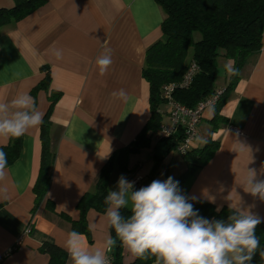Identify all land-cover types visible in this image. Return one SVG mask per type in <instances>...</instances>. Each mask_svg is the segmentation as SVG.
Segmentation results:
<instances>
[{
    "label": "crops",
    "instance_id": "1",
    "mask_svg": "<svg viewBox=\"0 0 264 264\" xmlns=\"http://www.w3.org/2000/svg\"><path fill=\"white\" fill-rule=\"evenodd\" d=\"M13 6L14 0H0V8ZM163 18L154 0H46L14 25L0 28V96L11 100L17 93L28 92L44 118L49 94L31 93L44 76L41 67L49 70V91L61 93L48 115L56 155L46 196L37 204L32 189L40 166L41 124L22 136L20 155L0 181V189H6L0 191V254H5L0 264H47V254L39 251L45 240L66 250L73 230L61 214L78 219L75 207L80 197L94 189L103 165L129 146L149 119V85L142 67L146 49L161 38ZM57 48L63 50L59 60L53 54ZM105 48L112 50L113 63L100 76L95 62ZM232 68L231 60L219 59L216 89L227 87ZM119 89L127 93L123 100L112 96ZM160 111L161 121H166L165 105ZM219 114L227 121L212 134L219 141L218 150L179 188L183 195L209 202L216 210L238 204L240 197L242 208L251 206L253 213L264 218V201L244 191L247 168L256 170L257 179H264L260 172L264 166V38L261 49L241 68ZM213 115L214 109L204 110L191 148L203 145ZM8 142L0 138V147ZM168 148L153 133L149 147L143 149L146 168L140 152L130 154L127 171H112L108 191L116 190L117 182L113 188L110 182L115 176L118 180L123 175L130 182L138 177L146 184L156 176L159 167L154 164L165 158ZM161 166L167 170L166 178L186 169L183 162L175 168ZM47 200L54 204L53 210ZM86 222L90 239L81 234L82 243L107 251L105 241L112 234L106 211L88 210ZM113 250L114 245L107 253L112 255ZM135 258L122 246V264ZM66 264H72L69 254Z\"/></svg>",
    "mask_w": 264,
    "mask_h": 264
},
{
    "label": "trees",
    "instance_id": "2",
    "mask_svg": "<svg viewBox=\"0 0 264 264\" xmlns=\"http://www.w3.org/2000/svg\"><path fill=\"white\" fill-rule=\"evenodd\" d=\"M46 0H14L11 8H0V28L11 26L33 13ZM161 8L164 18L161 23V38L150 45L144 56L142 77L149 85L150 116L144 127L137 134L129 146L112 155L100 170L98 180L91 192L84 193L76 204L78 219L72 220L66 214L61 216L70 221L72 230L85 235L90 239L86 222V213L93 209L97 212L106 211L105 197L108 195V181L114 169L127 171L128 157L140 148L150 145V137L156 131L162 116L160 107L165 100L162 89L169 83H179L187 67L195 62L198 70L187 88H177L173 98L187 107H194L199 101L205 99L216 90L217 63L220 58L233 62L236 74L231 73L229 83L225 87L218 104L214 107V115L209 121L211 131L199 148H191L184 155L186 169L179 176L174 177L179 184L189 182L195 174L205 166L219 148V141L212 138L220 125L226 119L219 114L220 105L226 100L227 92L239 79V72L248 57L257 53L262 46L264 38V0H154ZM196 37V39L194 38ZM44 76L32 89L34 94L44 90L49 95L50 106L41 124L40 140V166L33 186V192L38 204L48 191L52 166L55 161V150L50 140V121L48 115L53 105L58 101L61 93L49 91L50 74L46 67H41ZM182 138L181 133L170 138L159 140L166 143L168 150L176 148ZM7 153L8 166L14 163L22 149V137L11 139L2 146ZM163 157L155 167L162 170ZM156 176L146 180V184ZM167 179V178H166ZM187 197V196H186ZM193 204L198 214L209 220H226L231 210L222 207L219 210L204 200H194L187 197ZM49 209H54V204L47 200ZM122 215L127 218L131 213L121 209ZM116 241L112 253L113 264H122V245L116 238L115 231L110 229ZM260 238V250H264V222L256 229ZM41 253L47 254V264H66L68 253L55 243L45 240L39 247ZM155 257L148 259L135 258L130 264H152ZM252 264H264V259L255 254Z\"/></svg>",
    "mask_w": 264,
    "mask_h": 264
},
{
    "label": "clouds",
    "instance_id": "3",
    "mask_svg": "<svg viewBox=\"0 0 264 264\" xmlns=\"http://www.w3.org/2000/svg\"><path fill=\"white\" fill-rule=\"evenodd\" d=\"M53 54L62 59L63 50L54 49ZM95 63L99 75H106L113 63L112 50L105 48ZM126 95L124 89L112 93L121 100ZM42 123L43 113L28 92L17 93L11 100L0 96V138L19 139ZM7 167V153L0 147V181L5 180ZM246 172L244 191L264 201V179H257L255 169L247 168ZM260 172L264 175V166ZM133 188L134 182L121 175L116 190L110 189L104 202L108 228L134 257H155V264H252L259 250L264 259L256 235L264 218L253 213L251 206L242 208L240 197L238 204H229L231 212L226 220H209L198 214L171 176ZM124 208L130 209L127 218L121 213ZM80 235L72 231L66 240L72 264H110L107 251L116 242L110 235L105 241L107 251L85 246Z\"/></svg>",
    "mask_w": 264,
    "mask_h": 264
},
{
    "label": "built area",
    "instance_id": "4",
    "mask_svg": "<svg viewBox=\"0 0 264 264\" xmlns=\"http://www.w3.org/2000/svg\"><path fill=\"white\" fill-rule=\"evenodd\" d=\"M197 70V64L192 62L187 67L179 83H169L162 89V96L165 100L163 105L166 107V121L160 122L156 131V139L159 141L181 133L182 138L176 145V151H178L181 155H185L190 150L191 143L196 139L198 135V125L204 110L210 108L213 109L218 104L224 91L223 88L216 89L208 97L199 101L194 107H187L175 100L173 98L174 90L177 88H187L192 82ZM131 182H134L133 190L146 185L142 182V179L138 177L133 178ZM28 231L29 226L26 228V232ZM107 255L109 257L110 264H113L112 256L108 253ZM4 256L5 254H0V262Z\"/></svg>",
    "mask_w": 264,
    "mask_h": 264
},
{
    "label": "rangeland",
    "instance_id": "5",
    "mask_svg": "<svg viewBox=\"0 0 264 264\" xmlns=\"http://www.w3.org/2000/svg\"><path fill=\"white\" fill-rule=\"evenodd\" d=\"M196 39V37H194ZM220 71V70H219ZM221 82V80H219V83ZM214 109V108H213ZM147 148V147H146ZM143 149L145 150V147L144 148H140V150L136 153H133V154H137L139 153L140 154V157H142V159H140L141 161V165L144 169V167L146 168V162H144V158L146 156V152L144 151L143 153ZM137 158H139V155H137ZM162 162V165H171L172 168H175L178 164H180V162H183V163H186V160L184 158V155H181L178 151H176V148L174 149H171L169 153H167V155L165 156V158H163V160L161 161ZM140 169V167H139ZM117 178L116 176L114 178L111 179V186L112 188L114 187V184L117 182Z\"/></svg>",
    "mask_w": 264,
    "mask_h": 264
},
{
    "label": "water",
    "instance_id": "6",
    "mask_svg": "<svg viewBox=\"0 0 264 264\" xmlns=\"http://www.w3.org/2000/svg\"><path fill=\"white\" fill-rule=\"evenodd\" d=\"M166 169H163L161 172H159V174L153 179V180H166ZM153 180L149 181L145 186H147L148 184H150ZM127 211H130V209L128 208H124Z\"/></svg>",
    "mask_w": 264,
    "mask_h": 264
}]
</instances>
